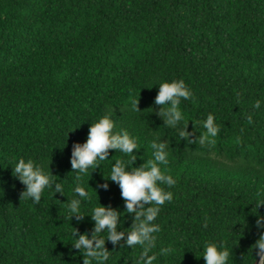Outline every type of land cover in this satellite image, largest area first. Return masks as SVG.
Masks as SVG:
<instances>
[{"label":"trees","instance_id":"trees-1","mask_svg":"<svg viewBox=\"0 0 264 264\" xmlns=\"http://www.w3.org/2000/svg\"><path fill=\"white\" fill-rule=\"evenodd\" d=\"M173 79L192 94L180 105L191 142L155 103V85ZM209 114L220 130L201 143ZM104 115L114 132L136 140L134 159L109 149L107 160L75 173L73 145ZM152 141L167 144L168 162L158 166L176 181L162 186L173 198L151 222L160 229L147 253L154 264H204L207 243L228 250V264H256L252 245L264 231L257 225L264 220V0H0V264H83L73 240L84 234L95 246L90 212L99 204L117 212L123 235L115 243L104 237L108 258L92 264H142V246L126 238L150 204L128 212L107 177L116 161L131 160L129 169L155 163ZM19 158L50 173L64 193L45 188L33 203L13 175ZM76 184L89 199L69 217Z\"/></svg>","mask_w":264,"mask_h":264},{"label":"clouds","instance_id":"clouds-1","mask_svg":"<svg viewBox=\"0 0 264 264\" xmlns=\"http://www.w3.org/2000/svg\"><path fill=\"white\" fill-rule=\"evenodd\" d=\"M155 86L158 87L155 103L162 106L161 114L166 124L179 125V136L191 142L188 139L187 123H184L185 117L180 108L181 101L188 100L192 95L190 89L182 79L163 80ZM134 106L137 109V101ZM254 107L260 108V101H256ZM249 122H251V117H249ZM114 128L115 123L108 115H104L91 123L86 141L82 144L76 143L72 148L71 168L75 173L86 174L89 169L95 168L100 161L107 160L109 149L131 156V160L134 159L133 149L138 148L136 140L127 131L116 133L113 131ZM203 128L205 131L200 136V142H214L211 138L216 137L220 129L212 114H209L203 121ZM150 147L153 150L155 163L149 162L145 166L129 169L131 160L128 162L116 161L107 177L118 183L128 212L135 211L134 206L136 205L143 208V202L150 204L146 211L136 213L138 217L143 215V220H140L129 231L126 238L128 245L142 246L143 254L147 256L142 264H154L156 260L155 255H147L155 245V237L152 234L160 231L159 226L153 225L151 222L156 220L160 206L173 198V194L166 191L162 186L171 187L176 183L171 175L162 172L158 166L168 162L167 144L152 141ZM13 175L26 185L23 194L33 203L38 204L40 202L45 188H53V193H64L63 186L60 183H55L51 179L50 173H46L31 159H17L13 166ZM73 192L74 198L67 203L69 217L71 214L81 213V199L83 201L89 199L88 191L80 184L75 185ZM90 213L95 221V233L99 237H93L95 246L93 247L92 239L87 238L84 234L73 240L74 249L83 251L85 256L83 264H92L89 258H94L97 261L106 260L109 253L104 250V237L115 243L123 235V233L116 231L118 215L116 211L99 204ZM257 225L264 230V220H258ZM105 231L106 236H101L100 234ZM252 248L255 250V257L258 258L256 264H264V231H261ZM170 251V249H162L164 254H168ZM202 256L204 264H228L230 253L215 243H207L203 247Z\"/></svg>","mask_w":264,"mask_h":264}]
</instances>
